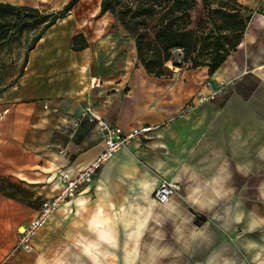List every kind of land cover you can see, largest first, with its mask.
Masks as SVG:
<instances>
[{
    "label": "crops",
    "instance_id": "crops-1",
    "mask_svg": "<svg viewBox=\"0 0 264 264\" xmlns=\"http://www.w3.org/2000/svg\"><path fill=\"white\" fill-rule=\"evenodd\" d=\"M238 1L251 15L264 17V0ZM196 6H201L200 1ZM66 17L43 33L28 52L22 75L0 91V264L19 263L22 257L39 261L41 256L34 249L37 245L41 251L50 249L49 241L65 234L61 223L68 216L74 223L70 242L86 264H96L99 253L115 251L116 229L124 232L123 251L139 253L145 223L157 206L152 195L162 179L183 182L177 192L180 196L175 193L169 204L184 208L180 201H194L192 181L215 182L228 167L243 177L255 176L264 168V83L248 91L237 84L218 110L211 107L208 112L205 103L184 113V104L203 90L206 78L215 86L217 74L226 76L227 58L212 75L206 66H199L174 67L179 70L170 75L152 76L137 61L134 42L123 26L103 34L99 42L84 36L88 46L73 51L72 39L82 32L55 30ZM262 24L258 17H251L243 37L250 36L249 26L254 30ZM246 40L241 38L237 49ZM93 78L97 86H91ZM88 104L124 131L144 125L154 129L148 138L120 149L91 184L56 210L39 232L40 239L39 234L34 238L31 251H16L18 229L50 194L49 184L58 171L84 165L102 150L94 125L87 119L73 137L58 129L63 113L76 114ZM249 212L246 228L257 222L256 213ZM130 213H137L139 224L135 231L125 232V215ZM221 213L232 231L246 215L241 202L233 207L226 204ZM115 222L124 224L115 228ZM56 247L59 253L61 246Z\"/></svg>",
    "mask_w": 264,
    "mask_h": 264
},
{
    "label": "rangeland",
    "instance_id": "rangeland-1",
    "mask_svg": "<svg viewBox=\"0 0 264 264\" xmlns=\"http://www.w3.org/2000/svg\"><path fill=\"white\" fill-rule=\"evenodd\" d=\"M5 1L31 5L41 12L49 13L60 10L68 0ZM99 7L100 0H79L66 14L67 17L56 24L55 30L64 29L66 33L71 28L69 32H82L87 39L99 42L103 34L116 32L120 26L115 15L109 12L99 14ZM190 13L191 27L196 28L197 22L203 18L201 6L194 7ZM253 16L264 21V17L251 15ZM40 27L38 24L32 25L0 46V88L10 84L22 70L27 45ZM250 27L247 29L250 36H242L247 42H243L240 48L231 52L223 65L229 71L224 72L226 76L217 74L219 80L215 86L206 78L203 90L200 89L206 92V87H210V90L216 93L214 98L194 109L206 103L208 112L212 109L218 110L236 89L237 84L240 83L243 90L248 91L254 84L264 83V26L254 30H250ZM173 58L178 60L176 53ZM185 69H188L187 64L181 67V70ZM177 70L179 69L173 66L166 68L167 73ZM217 176L218 181L216 179L215 182L192 181L195 186L191 189L194 201H180L184 208L173 207L169 202L153 206L151 218L146 216L150 220L145 223V236L142 238L139 253L123 251L124 232L116 229L113 235L115 251L96 255V264H264V168L255 176L243 177L242 173H235L228 167ZM179 183L181 191L183 182L180 180ZM176 195L180 196V192ZM238 201L241 202L246 215L242 216L243 222L236 225L233 231L228 230V223L224 221L227 216L218 212L224 210L226 204L233 207ZM249 210L257 215V222L252 228H246L250 217ZM121 216L122 214H119L118 217ZM136 218L137 213L125 215V228H128L125 232L137 229L139 222ZM185 223H188L186 230ZM123 224L115 222V228ZM61 225L66 228V232L59 239L55 236L49 241L50 249L41 251L37 248L38 245L34 249L33 253L41 256L39 261H33L32 257H22L18 260L19 263L14 264H86L83 254L74 252L70 242L73 238V220L68 216ZM69 228L71 230H68ZM183 234L186 236L182 237ZM56 246H61L59 253Z\"/></svg>",
    "mask_w": 264,
    "mask_h": 264
},
{
    "label": "trees",
    "instance_id": "trees-1",
    "mask_svg": "<svg viewBox=\"0 0 264 264\" xmlns=\"http://www.w3.org/2000/svg\"><path fill=\"white\" fill-rule=\"evenodd\" d=\"M79 0H68L56 12H41L26 4L0 2V46L32 25L41 27L30 39L27 54L43 33L64 17ZM201 4L203 18L192 28L191 11ZM109 12L127 31L135 46L137 61L146 72L160 77L170 75L166 68L206 66L212 75L235 51L251 14L238 0H100L99 14ZM88 42L82 33L72 39L73 51L83 50ZM181 54L179 60L173 54ZM23 68L13 81L22 75Z\"/></svg>",
    "mask_w": 264,
    "mask_h": 264
},
{
    "label": "built area",
    "instance_id": "built-area-1",
    "mask_svg": "<svg viewBox=\"0 0 264 264\" xmlns=\"http://www.w3.org/2000/svg\"><path fill=\"white\" fill-rule=\"evenodd\" d=\"M96 78L91 79V86H97ZM206 92H197L183 106V111L193 110L198 105L213 99L215 91L206 87ZM47 108V105H44ZM87 119L94 125V131L102 142V150L96 158L84 165L74 168L60 169L50 182V194L40 201L36 214L30 221L18 229L15 238L14 250L31 251L33 241L38 232L48 223L53 213L65 205L80 189L93 182L102 166L107 163L123 147L132 141H142L149 137L153 131L151 125H144L124 131L115 124L108 122L98 115L90 104L82 107L76 114L63 113L58 123V129L69 137H73L81 122ZM63 154V150H59ZM180 190V183L174 180L162 179L155 189L152 199L156 205H165L171 197Z\"/></svg>",
    "mask_w": 264,
    "mask_h": 264
},
{
    "label": "water",
    "instance_id": "water-1",
    "mask_svg": "<svg viewBox=\"0 0 264 264\" xmlns=\"http://www.w3.org/2000/svg\"><path fill=\"white\" fill-rule=\"evenodd\" d=\"M177 57H178V60L180 59V57H181V54L180 53H178L177 54Z\"/></svg>",
    "mask_w": 264,
    "mask_h": 264
}]
</instances>
